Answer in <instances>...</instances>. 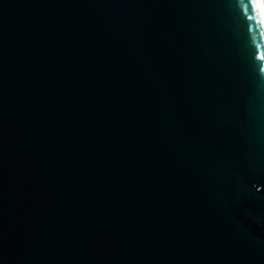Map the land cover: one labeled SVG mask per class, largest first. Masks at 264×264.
I'll return each instance as SVG.
<instances>
[{
    "label": "water",
    "instance_id": "95a60500",
    "mask_svg": "<svg viewBox=\"0 0 264 264\" xmlns=\"http://www.w3.org/2000/svg\"><path fill=\"white\" fill-rule=\"evenodd\" d=\"M0 264H264L263 0H0Z\"/></svg>",
    "mask_w": 264,
    "mask_h": 264
},
{
    "label": "bare ground",
    "instance_id": "6f19581e",
    "mask_svg": "<svg viewBox=\"0 0 264 264\" xmlns=\"http://www.w3.org/2000/svg\"><path fill=\"white\" fill-rule=\"evenodd\" d=\"M263 3H264V1H263Z\"/></svg>",
    "mask_w": 264,
    "mask_h": 264
},
{
    "label": "rangeland",
    "instance_id": "374dc122",
    "mask_svg": "<svg viewBox=\"0 0 264 264\" xmlns=\"http://www.w3.org/2000/svg\"><path fill=\"white\" fill-rule=\"evenodd\" d=\"M264 1V0H263Z\"/></svg>",
    "mask_w": 264,
    "mask_h": 264
}]
</instances>
